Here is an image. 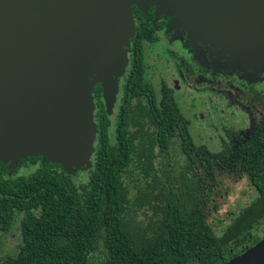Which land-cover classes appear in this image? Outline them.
Segmentation results:
<instances>
[{"label": "trees", "instance_id": "obj_1", "mask_svg": "<svg viewBox=\"0 0 264 264\" xmlns=\"http://www.w3.org/2000/svg\"><path fill=\"white\" fill-rule=\"evenodd\" d=\"M96 107L90 165L76 169L86 170L85 179L75 182L76 170L39 155L12 167L0 161V230L18 235L16 252L0 264H220L264 236V209L248 216L250 206L219 236L199 225L198 203L211 184L197 168L210 171L215 154L176 128L174 107L119 110L113 135ZM237 135L217 164L264 195V115ZM177 138L180 153L170 148ZM25 167L27 174H15Z\"/></svg>", "mask_w": 264, "mask_h": 264}, {"label": "water", "instance_id": "obj_2", "mask_svg": "<svg viewBox=\"0 0 264 264\" xmlns=\"http://www.w3.org/2000/svg\"><path fill=\"white\" fill-rule=\"evenodd\" d=\"M133 5L154 6L190 42L264 70V0H0V161L39 155L69 172L90 165L88 77L96 74L109 111L116 87L105 82L127 64ZM220 264H264V236Z\"/></svg>", "mask_w": 264, "mask_h": 264}, {"label": "flooded vegetation", "instance_id": "obj_3", "mask_svg": "<svg viewBox=\"0 0 264 264\" xmlns=\"http://www.w3.org/2000/svg\"><path fill=\"white\" fill-rule=\"evenodd\" d=\"M131 14L133 35L129 38L128 45L123 47L127 64L121 74L115 78L110 75L105 82L106 91L112 82L116 87L109 111L104 106L103 87L95 81L96 74L88 77L93 81L91 86L93 116L96 112V104L100 103L104 110L103 119L110 122L107 126L108 132L112 131L114 134V122L119 110L123 115L124 110L129 106L141 111L139 105L148 104L154 111L159 109L165 114L168 113L169 108L174 107L180 115V122L176 128L184 131L191 139V131L197 127L194 118L200 117V113H196L200 110V98L198 102L193 100L194 95L200 94V81L219 87L221 79L225 78L224 84L227 89L233 91L239 89L241 92H235H239L240 96L244 95L248 100L255 97L252 82L263 81L264 70L254 73L246 67L238 68L235 61L230 64L228 56L218 52L221 50L219 46L217 52H214L206 43L197 40L195 43L190 42L186 32L172 25L171 17L162 13L156 14L154 6L141 10L133 5ZM208 52H211V55H208ZM105 73L109 74V72ZM133 80L136 81L133 83ZM130 84H132L131 88ZM189 91L192 92L191 101H187ZM136 113L139 115L138 112ZM260 116L262 115L257 118ZM254 121L256 122V119ZM253 127L249 132L239 131V133L247 135ZM231 138L230 144L239 141L238 135H231ZM176 140H179L180 144L179 138L172 142ZM223 147L225 148V145ZM28 171L27 167L20 168L15 174L25 175ZM0 235H3L1 230Z\"/></svg>", "mask_w": 264, "mask_h": 264}, {"label": "rangeland", "instance_id": "obj_4", "mask_svg": "<svg viewBox=\"0 0 264 264\" xmlns=\"http://www.w3.org/2000/svg\"><path fill=\"white\" fill-rule=\"evenodd\" d=\"M218 52L221 55H227L230 64L235 61L238 68H245L237 52L228 53L223 50ZM208 55H211V52H208ZM225 82V78L221 79L219 87H214L212 84L200 81V94L194 95L193 99L198 102L200 98V110L196 111L200 113V117L194 118L197 127L191 131L190 136L195 145L204 146L213 155L215 154L213 158L215 165L211 167V172L206 170L204 165L197 168L202 176L200 180L205 179L211 184L208 194H204L202 202L198 203V208L203 215L199 225L209 226L218 236L244 208L251 207L248 216H253L264 209V195H260L245 176L238 177L227 167L217 164L219 158L217 154L223 150V145L232 140L231 135L235 136L239 131L249 132L254 120L259 115H264V80L252 82L255 97H250V100L244 95L240 96L239 89L233 88L239 92L227 89ZM109 85L112 88L113 82ZM191 93L189 91L187 101L192 100ZM110 133L113 135L112 131ZM171 149L174 153H180L179 140L172 142ZM85 171L76 170L72 176L73 180L78 182L79 177L85 179ZM12 231L14 233L0 235V256L2 257H9L16 252L18 235L15 229Z\"/></svg>", "mask_w": 264, "mask_h": 264}]
</instances>
